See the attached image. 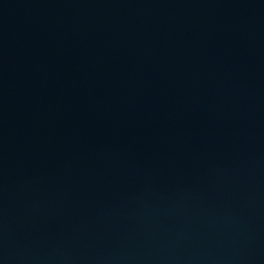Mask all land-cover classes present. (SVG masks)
Masks as SVG:
<instances>
[{
	"label": "water",
	"instance_id": "1",
	"mask_svg": "<svg viewBox=\"0 0 264 264\" xmlns=\"http://www.w3.org/2000/svg\"><path fill=\"white\" fill-rule=\"evenodd\" d=\"M0 264H264V0H0Z\"/></svg>",
	"mask_w": 264,
	"mask_h": 264
}]
</instances>
